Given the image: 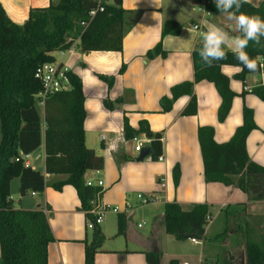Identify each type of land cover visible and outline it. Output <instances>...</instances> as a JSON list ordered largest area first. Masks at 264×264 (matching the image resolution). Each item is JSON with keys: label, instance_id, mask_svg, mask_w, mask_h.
<instances>
[{"label": "crops", "instance_id": "crops-1", "mask_svg": "<svg viewBox=\"0 0 264 264\" xmlns=\"http://www.w3.org/2000/svg\"><path fill=\"white\" fill-rule=\"evenodd\" d=\"M247 1L259 6L264 0ZM52 2L58 0H0L10 19L18 24L25 23L31 9L48 7ZM122 5L130 13L126 18L128 30L121 51L84 53L72 48L55 53L57 63L66 66L82 80L87 111L85 142L88 146L90 141V147L104 156V169L98 174L90 171L87 177L103 179L101 204L119 209L118 213L109 212L99 226L105 239L96 254V264H148L145 252L160 249L158 239L166 233L162 224L166 203L176 201L184 210H191L195 204L207 205L211 214L206 226L209 239L223 230V209L226 206L246 203L249 213L264 215V201L250 202V196L236 186L205 181L198 141L200 127H213L218 143L229 141L243 124V107L246 105L253 110L257 125L247 138V150L251 160L264 167V101L253 92L259 85V74H249L245 81H241L235 77L240 72L237 66L222 67V72L230 78L232 90L238 94L223 123L218 120L221 98L214 84L207 81L194 86L195 115H183L190 102L188 96L176 100L169 112H162L160 106L162 97H171L173 86L194 80L193 53L200 48L202 34L209 24L223 26L233 36L238 33L231 24L224 22L222 15L202 11L206 10L205 0H122ZM167 21L179 25L177 35H163ZM195 25L200 27L201 33L194 28ZM159 43L168 56L148 58V52ZM122 66L125 68L120 72ZM100 76H114L113 87L109 88ZM107 99L112 102V109L104 105ZM41 118L44 122V113ZM125 118L134 129L139 128L141 121H147L152 131L163 133V161L153 160L150 154L143 161L137 160L141 151L135 150L133 139L125 138ZM137 137L143 140L144 149L148 147L150 140L144 132ZM30 163L45 172V144L30 155ZM176 168L180 171L177 184L174 182ZM63 177L47 175L48 180ZM139 193L157 199L150 205L154 208L150 235H141L131 227L126 228L124 235H118L119 217L140 206ZM17 203L24 209H42L46 213L54 237L48 248V264H85L86 245L92 241L93 233L88 231V218L73 186L66 185L57 191L48 185L43 192H28L17 199ZM114 215L118 218L115 232L107 236L105 222ZM188 240L201 246L198 257L201 263L221 260V264H238L239 261L235 260L236 253H239L241 264L244 256L241 247L232 240L225 243L228 252L222 258V248L218 244L212 241L197 244ZM231 254L235 257L233 261L227 258Z\"/></svg>", "mask_w": 264, "mask_h": 264}, {"label": "trees", "instance_id": "trees-1", "mask_svg": "<svg viewBox=\"0 0 264 264\" xmlns=\"http://www.w3.org/2000/svg\"><path fill=\"white\" fill-rule=\"evenodd\" d=\"M205 8L217 13L213 0H205ZM94 9L96 12L91 16L90 11ZM241 11L264 18V1L259 6L247 1ZM129 13L122 0H58L48 7L31 9L25 23L18 24L10 19L0 4V264H48V248L54 241L44 210L18 207L12 198L11 185L16 178L20 181L21 197L28 192H43L48 185L57 191L66 185L73 186L88 220L94 219L89 213L94 207L91 202L99 200L101 188L86 184L87 173L103 170L105 160L85 142L87 111L82 80L76 73L69 72L70 88L45 99L43 122L37 109L42 83L36 72L43 64L56 63V52L72 48L84 53L121 51L128 30L126 18ZM179 31L180 27L174 21L164 24V36L177 35ZM199 50L193 53L194 80L173 86L171 97H162L160 106L162 112H169L176 100L188 96L190 102L183 115H195L197 99L194 86L207 81L214 84L221 98L218 120L223 123L229 117L238 94L232 90L230 78L222 72V67L238 66V61L228 52L226 59L209 67L201 61ZM246 51L251 58H264V40L261 45L250 42ZM147 56L166 58L168 52L159 43ZM124 68L122 66L120 72ZM256 73L244 70L235 77L245 81L249 74ZM100 78L107 82L109 88L113 87L114 76ZM253 92L264 101L263 88L257 87ZM104 105L108 109L114 107L108 99ZM256 128L253 110L244 105L243 124L229 141L216 142L213 127H200L198 130L205 181L236 186L250 196V202L264 201V167L251 160L246 146L248 136ZM142 132L150 140V157L158 160L163 153V133L152 131L147 121H141L139 128L134 129L125 118L126 139H133ZM43 144L45 172L26 165L23 159V155L34 153ZM116 160L121 163L118 157ZM47 174L64 177L48 180ZM174 176L177 184L180 177L178 168L174 170ZM223 216L224 228L211 241L228 252L225 243L232 240L243 250L245 264H264V215H253L248 212V204L238 203L226 206ZM210 218L205 204H195L191 210H184L174 201L165 204L162 224L165 232L177 240L206 241L209 239L206 226ZM126 222V215H120L118 235L125 234ZM104 239L99 226L96 227L92 241L86 245L85 264H96V254ZM145 257L148 264H161L162 251H146ZM170 264H178V261L171 260Z\"/></svg>", "mask_w": 264, "mask_h": 264}, {"label": "clouds", "instance_id": "clouds-1", "mask_svg": "<svg viewBox=\"0 0 264 264\" xmlns=\"http://www.w3.org/2000/svg\"><path fill=\"white\" fill-rule=\"evenodd\" d=\"M246 2L247 0H213L217 13L222 15L224 22L231 24L238 34L233 36L225 27L209 24L202 34L198 52L206 66L211 67L215 62L226 59L230 52L238 61L237 71L256 73L264 69L261 58H251L246 51L250 42L261 45L264 40V18L242 12V5Z\"/></svg>", "mask_w": 264, "mask_h": 264}, {"label": "rangeland", "instance_id": "rangeland-1", "mask_svg": "<svg viewBox=\"0 0 264 264\" xmlns=\"http://www.w3.org/2000/svg\"><path fill=\"white\" fill-rule=\"evenodd\" d=\"M37 109L38 112L41 115H43V107L40 103H37ZM0 139H1V131H0ZM94 141L96 142V139L94 138ZM90 145L91 142L89 141ZM88 145V148H92ZM93 149V148H92ZM33 160V159H32ZM42 170V169H41ZM15 180V179H14ZM17 182H13V187L11 194L13 195V199L17 203V199H21L23 197L19 194V179L16 178ZM17 183V184H15ZM153 205V204H152ZM17 206L19 207L20 204L17 203ZM153 212L154 208L153 206H138L131 208L126 214L127 222H126V228L131 227L136 232L140 233L141 235H150V231L153 228ZM117 216H111V218H108L105 222L106 230H107V236L110 234H113L115 232V222L117 220ZM223 220V218H221ZM220 221L217 223L219 224ZM142 224L143 229H139L138 225ZM216 224V226H217ZM89 233H93V229H88ZM213 231V230H212ZM138 233H135L137 235ZM212 233V232H211ZM211 236V235H210ZM210 240V241H209ZM108 240H106L107 243ZM206 243L211 242V239H208L205 241ZM104 243V242H103ZM103 245V244H102ZM158 246L159 250L162 251V259L161 264H170L171 260H177L179 261V264H183L184 262H187V264H221V260L217 263L216 261L209 262L207 260H204V262H200L198 257L200 255V248L201 246H195L190 240H177L174 236L168 235L166 233H163L161 237L158 239ZM220 248H222L220 246ZM221 258L226 254L225 249H221ZM237 254L236 262L240 261L239 253ZM231 256H234L233 254L227 256V258L230 260ZM147 261V260H146ZM186 264V263H185Z\"/></svg>", "mask_w": 264, "mask_h": 264}, {"label": "built area", "instance_id": "built-area-1", "mask_svg": "<svg viewBox=\"0 0 264 264\" xmlns=\"http://www.w3.org/2000/svg\"><path fill=\"white\" fill-rule=\"evenodd\" d=\"M204 11H207L204 9ZM96 10H91L90 15H94ZM84 25V23H82ZM194 28L196 30H199L201 33V29L198 25H195ZM261 62H264V58H261ZM69 72L70 70L59 63H46L41 65L37 72L36 76L42 83V91L38 95V99L41 105L44 104V101L47 97L50 95H53L55 93L61 92L63 90H67L71 86V81L69 77ZM260 76V81L258 87H261L264 89V69L259 70L258 72ZM105 138V136H103ZM133 140L136 142V147L135 150L137 152H140L144 149V142L143 140L139 139L138 137H134ZM30 155L31 154H25L23 155V159L26 165H31L30 163ZM159 161H163L164 158L162 156L159 157ZM97 174L100 173L99 170L95 171ZM48 175V174H47ZM164 182V180H162ZM162 182V185H163ZM86 184L90 187H100L101 191L98 193V198L99 200L97 201H92L91 203L94 204V207L92 210L89 212L91 215L94 216L93 220H88L87 227L89 229H95L96 227L100 226L104 220L106 215L109 212H114L118 213L119 209L116 207H110V206H105L101 204L100 197L102 194V191L104 190V181L103 179H87ZM139 200V205L140 206H148L151 204H154L157 199L153 195H148V194H143L139 193L137 196ZM139 228H142V224L138 225ZM194 243H201L200 240H195L192 239ZM187 264V263H186Z\"/></svg>", "mask_w": 264, "mask_h": 264}, {"label": "water", "instance_id": "water-1", "mask_svg": "<svg viewBox=\"0 0 264 264\" xmlns=\"http://www.w3.org/2000/svg\"><path fill=\"white\" fill-rule=\"evenodd\" d=\"M16 148H18V145H16ZM149 154H150V149L148 147H146L143 151H141V153L139 154L137 160L138 161H143L147 156H149ZM230 259L233 261L235 259V257L231 256ZM241 264H245L244 256L242 257Z\"/></svg>", "mask_w": 264, "mask_h": 264}]
</instances>
